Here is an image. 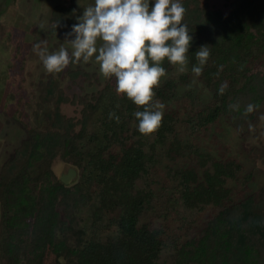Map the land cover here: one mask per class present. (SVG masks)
<instances>
[{"label": "trees", "instance_id": "trees-1", "mask_svg": "<svg viewBox=\"0 0 264 264\" xmlns=\"http://www.w3.org/2000/svg\"><path fill=\"white\" fill-rule=\"evenodd\" d=\"M181 2L189 29L202 19L213 28L210 56L198 76L211 100L200 107L185 100L182 116L167 106L177 96L176 81L166 80L154 89V99L166 106L162 125L146 136L133 115L143 109L116 94L114 78L84 102L78 131L61 115L59 95L55 108L43 111L50 125L26 126L27 137L1 168L0 256L7 264H41L47 251L56 264H161L165 249L175 264H264V233L248 217L253 211L264 216V187L235 201L228 182L239 179L242 164L212 158L198 145L220 117L228 115L240 129L250 123L249 104L264 109V0H232L227 13L199 0ZM201 46L189 49L191 70ZM161 66L168 68L167 59ZM94 113L99 126L89 132L85 124ZM55 156L77 166L80 181L65 185L57 179L50 168ZM89 203L86 231L67 210ZM205 209L213 214L195 230ZM145 212L151 217L143 221ZM106 227L114 233L102 235Z\"/></svg>", "mask_w": 264, "mask_h": 264}, {"label": "rangeland", "instance_id": "rangeland-1", "mask_svg": "<svg viewBox=\"0 0 264 264\" xmlns=\"http://www.w3.org/2000/svg\"><path fill=\"white\" fill-rule=\"evenodd\" d=\"M231 1L199 0V4L227 13ZM93 3L94 0H0V170L7 159L15 155L13 152L20 141L27 137L26 126L50 125V120L44 116L43 111L55 108L59 95V98H62L61 102H58L61 115L64 120L74 123L75 130L78 131L82 126L81 111L84 102L91 100L110 82V79L101 76L94 59L88 63L70 64L60 73L48 74L33 50L35 44L46 41L49 52L58 50L61 45L71 51L65 40L74 39L75 36L67 34L72 31V26L78 23L84 8ZM57 7L58 10L55 9ZM191 28L189 34L193 39L190 48L198 44L208 46V40L213 33L212 25L202 19L196 21ZM259 69L261 70L260 67ZM70 71L77 72L73 78L70 77ZM166 72L167 75L162 78L160 85L166 80H175L177 96L169 100L167 106L179 108L182 116L185 100L195 107L205 105L211 100L212 91L194 76L190 69L189 57L185 73H179L171 64ZM97 115L98 113L91 115L85 124L87 131L97 130ZM247 116L250 123H244L240 129L229 124L228 115L222 116L210 126L205 136L198 138L201 151L210 157H232L242 164L239 179L228 182L233 187L234 199L237 202L243 200V197L246 199L252 194L255 195L264 187V109H255ZM166 162L161 159L162 166ZM50 168L59 180L62 175L74 169V176L70 177L65 185L77 183L82 178L80 169L63 161L60 156L53 157ZM3 171L1 170L0 175ZM255 205L260 206L257 201ZM260 208L264 211V206ZM90 213V203L67 210V215L75 225L86 231L89 230ZM212 214L210 209L201 212L194 229H199ZM247 215L245 212L244 216ZM149 217L151 215L145 212L141 219L145 221ZM248 217L250 225L257 228L258 232L264 233V216L253 211ZM240 219L243 220V214ZM106 233H114V228L101 229L102 235ZM0 257V264H7L2 255ZM159 260L161 264H175L173 254L168 249L162 251ZM41 264H56L54 254L47 251Z\"/></svg>", "mask_w": 264, "mask_h": 264}, {"label": "clouds", "instance_id": "clouds-1", "mask_svg": "<svg viewBox=\"0 0 264 264\" xmlns=\"http://www.w3.org/2000/svg\"><path fill=\"white\" fill-rule=\"evenodd\" d=\"M186 9L181 0H94L83 10L78 23L61 45L49 52L46 41L33 46L48 74L64 71L70 64L88 63L94 59L105 79H113L117 95H124L138 110L133 113L137 130L151 135L162 125L165 105L154 99L155 88L167 75L162 62L167 59L179 73L187 71L189 48L193 37L183 23ZM198 66L192 73L198 77L210 56L209 46L195 52ZM221 88V93L223 92ZM238 109V105H230ZM249 104L245 114L254 110ZM115 114L110 113L109 118ZM119 122V117H116Z\"/></svg>", "mask_w": 264, "mask_h": 264}, {"label": "water", "instance_id": "water-1", "mask_svg": "<svg viewBox=\"0 0 264 264\" xmlns=\"http://www.w3.org/2000/svg\"><path fill=\"white\" fill-rule=\"evenodd\" d=\"M74 174H75L74 169H71V170H70V173L65 174V175H62V176L60 177V181H61L62 183L65 184V183L68 181V179H69L70 177L74 176Z\"/></svg>", "mask_w": 264, "mask_h": 264}, {"label": "crops", "instance_id": "crops-1", "mask_svg": "<svg viewBox=\"0 0 264 264\" xmlns=\"http://www.w3.org/2000/svg\"><path fill=\"white\" fill-rule=\"evenodd\" d=\"M1 210H2V208H1V201H0V226H1ZM1 228V227H0ZM1 258V257H0Z\"/></svg>", "mask_w": 264, "mask_h": 264}]
</instances>
